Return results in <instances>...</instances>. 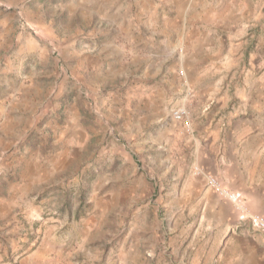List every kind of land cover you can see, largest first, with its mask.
Listing matches in <instances>:
<instances>
[{
	"label": "rangeland",
	"instance_id": "1",
	"mask_svg": "<svg viewBox=\"0 0 264 264\" xmlns=\"http://www.w3.org/2000/svg\"><path fill=\"white\" fill-rule=\"evenodd\" d=\"M87 1L0 0V264L169 261L167 243H140V204L151 200L140 191L152 181L140 186L142 159L151 161L142 131L152 137V118L181 101L184 82L221 74L190 73L191 41L157 16L161 0H102L104 13L112 1L143 6L129 10L122 29L114 25L117 40L86 34ZM116 41L122 59L78 68V56L97 63ZM122 187L130 190L123 197Z\"/></svg>",
	"mask_w": 264,
	"mask_h": 264
},
{
	"label": "crops",
	"instance_id": "2",
	"mask_svg": "<svg viewBox=\"0 0 264 264\" xmlns=\"http://www.w3.org/2000/svg\"><path fill=\"white\" fill-rule=\"evenodd\" d=\"M87 2L94 3L87 17L93 30L80 33L89 37L113 33L116 40L122 34L114 25L122 29L132 19L129 10L143 7L137 1L124 5L112 1L104 13L102 0ZM169 2L155 1L152 8L181 33L179 39L191 41L189 56L195 58L187 63L190 73L221 76L184 82V96L172 108L188 107L191 131L173 119L172 108L168 117L152 118V137L142 131L151 161L142 159L140 186L145 184L142 177L152 181L148 190L145 186L140 191V199L151 196L140 204V216L146 217L140 227L146 239L140 243H167L168 264H264V232L241 218L233 203L208 187L206 180L207 175L216 176L226 188L242 193L251 211L264 215V0ZM132 28L136 26L131 24L129 31L138 40ZM101 52L104 56L97 63L78 56V68L93 70L109 56L122 59L126 47L116 41ZM240 72L243 79H228ZM77 133L86 135L84 130ZM118 192L123 197L130 190L122 187Z\"/></svg>",
	"mask_w": 264,
	"mask_h": 264
},
{
	"label": "built area",
	"instance_id": "3",
	"mask_svg": "<svg viewBox=\"0 0 264 264\" xmlns=\"http://www.w3.org/2000/svg\"><path fill=\"white\" fill-rule=\"evenodd\" d=\"M183 73V71H182ZM193 91L190 89L188 95H192ZM171 115L177 122L182 123L187 131H191L192 122L190 111L187 106L179 105L172 108ZM207 185L217 192L220 196L231 201L239 213L241 218L248 220L253 227L264 232V215L250 210L246 198L242 193L232 191L226 188L223 183L214 175H207Z\"/></svg>",
	"mask_w": 264,
	"mask_h": 264
}]
</instances>
